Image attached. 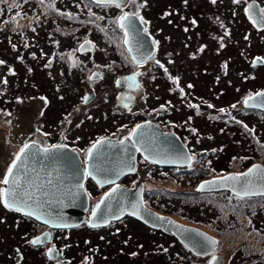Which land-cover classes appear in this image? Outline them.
Masks as SVG:
<instances>
[{"label":"rangeland","instance_id":"1","mask_svg":"<svg viewBox=\"0 0 264 264\" xmlns=\"http://www.w3.org/2000/svg\"><path fill=\"white\" fill-rule=\"evenodd\" d=\"M256 1L263 9L256 11L250 0H126L119 8L107 9L90 0H0V175L17 145L40 133L47 116L48 128L56 131L59 125L53 123L64 114L60 138L86 157L97 138L128 135L145 113L154 116L161 101L178 103L174 119L185 124L186 115L194 112L191 103L203 96L211 107L200 110L202 117L194 112L195 126L204 134L193 147L206 148L198 164L168 169L139 159L137 170L122 183H142L145 203L157 212L213 232L224 264H264V197L198 191L202 179L264 159V143L243 158L245 163L232 157L248 150L244 143L236 146L238 134L249 138L257 131L264 138V114L248 116L243 110L254 109L242 101L264 86V64H252L255 53L264 56V0ZM127 10L137 13L147 32L159 38L158 57L168 62L163 71L170 78L171 70L175 83L170 102L165 79L160 87L155 85L154 76L160 73L156 58L137 63L123 44L118 20ZM247 12L256 13V24ZM84 39L92 49L78 50ZM130 74L139 85L127 93L115 81ZM218 79L220 84H212ZM87 89L97 95L89 106L82 102ZM220 90L222 96L213 95ZM47 98L51 101L44 109ZM78 98L79 113L69 115ZM236 117L248 124L237 123ZM167 121L163 126H176ZM86 188L91 199L88 217L107 188L92 180ZM16 216L0 205V264H208L212 256H196L173 234L150 229L129 215L92 229L87 220L79 227L51 229L56 236L51 242L32 246L31 239L49 227L28 215ZM50 246L59 248L57 258L47 256Z\"/></svg>","mask_w":264,"mask_h":264},{"label":"water","instance_id":"2","mask_svg":"<svg viewBox=\"0 0 264 264\" xmlns=\"http://www.w3.org/2000/svg\"><path fill=\"white\" fill-rule=\"evenodd\" d=\"M125 13L129 14V20L124 22L125 27H121L118 20L119 27L124 30L123 42L136 62H145L154 51L153 38L145 30L139 15ZM90 47L91 44L85 40L79 49ZM261 94L264 91L246 97L245 105L264 109V95ZM94 96L95 93L88 92L83 100L88 102ZM138 154L163 166L188 165L191 162V154L178 134L164 130L150 118L138 121L131 132L122 138H97L90 145L85 160L77 149L69 145L41 146L31 140L15 156L9 169L11 175L7 172L9 183L4 184L3 193L8 195L3 196V201L7 200L13 208L30 213L31 217L51 228L75 227L86 218L90 196L85 183L87 178H91L98 186L109 187L86 218L90 226L106 225L110 220L129 213L150 227L174 234L197 255L211 253L215 242L213 235L149 207L143 198L142 183L128 186L121 182L135 171ZM223 188L239 195L264 194V165L255 162L241 172L229 171L198 182L199 192ZM50 237V231L46 229L31 241L39 238V244H42ZM53 250L54 247H49L47 254L52 256ZM209 264H223L221 254L216 253Z\"/></svg>","mask_w":264,"mask_h":264},{"label":"flooded vegetation","instance_id":"3","mask_svg":"<svg viewBox=\"0 0 264 264\" xmlns=\"http://www.w3.org/2000/svg\"><path fill=\"white\" fill-rule=\"evenodd\" d=\"M90 1H92L93 2V4L94 5H96V6H103V7H105V8H103V9H107L108 7H114L115 6V3H111V4H109V3H105V2H97V1H95V0H90ZM126 3V0H124L123 1V3L121 4V5H123V4H125ZM256 11L257 10H259L257 7H256V9H255ZM125 12H133V11H130V10H127V11H125ZM124 13V12H123ZM123 13H121V14H123ZM120 14V15H121ZM137 14V13H136ZM138 15V14H137ZM248 16H250L251 18H252V20L254 21V22H257V15H256V13H251V12H248ZM145 25V24H144ZM145 29H146V25H145ZM123 30V29H122ZM124 32V31H123ZM85 40V39H84ZM83 40V41H84ZM153 40H154V45H155V48H154V52H153V54L149 57V58H151V57H155L156 58V60H157V62H158V64H157V66L159 67V71H160V73H158V74H155V76H154V79H155V85L157 86V87H160V82H161V80H164L165 79V86H164V89H168L169 90V93H170V96H167V98L169 99V102L171 101V98H172V85H175V83H173V81H172V78L171 77H173V75L171 74V70H170V78H168L167 77V75H166V72L165 71H163V66L164 65H167V61H165L164 59H161L160 57H158V53L160 52V50H159V38H153ZM88 41V40H87ZM91 44V43H90ZM93 48V45H91V47L90 48H87L86 50H90V49H92ZM78 50H82V49H79V47H78ZM86 50H84V51H86ZM153 57V60L155 59ZM148 58V59H149ZM256 58V59H255ZM148 59L145 61V62H147L148 61ZM145 62H143V63H145ZM235 62H236V60H235ZM143 63H141V64H143ZM248 63H249V66H250V60L248 59ZM261 63H263L264 64V56L262 55V54H259V53H255L254 54V57H253V60H252V64L253 65H258V64H261ZM227 66H228V64H227ZM207 73H208V70L206 69L205 70ZM165 72V73H164ZM262 76H264V74H262L260 77H262ZM117 81H115V83H116V85H118V86H121V87H123V88H125V90H126V92L127 93H130L131 91H135L136 90V86H138L139 85V83H138V81L132 76V74H130L129 76H127V77H124V78H121V80L120 79H116ZM213 81V84H220L222 81H220L219 79L218 80H211V82ZM209 84H210V82H209ZM236 86H238V84H236ZM54 87L56 88L57 87V85L55 84V81H54ZM257 90H264V86H261V87H258V88H255V89H253V91H257ZM1 93H0V95H2V90L0 91ZM86 92H89V89H87L86 91H85V93ZM91 93H95V91L94 92H92V91H90ZM225 92L223 91V90H220V91H214L213 92V95H217V97L218 96H222L223 94H224ZM227 94V93H226ZM251 94H253V93H250L249 95H246L245 97H247V96H250ZM64 95V94H63ZM80 96L82 95V94H79ZM156 95H158L159 96V94H156ZM6 97V96H5ZM96 97H97V95L95 96V98H93L92 100H90L88 103H85L87 106H89L91 103H93V101L94 100H96ZM244 97V98H245ZM244 98L242 99V101L244 102ZM80 100H82V98L81 99H79L78 98V100L76 101V102H73L72 101V106H70V109H69V111H68V114L69 115H73V113L76 115V113H79V111L80 110H78L77 111V109H79V107H77V106H75V103H77L78 105H81V103H80ZM51 100H49L48 98H47V100L45 101V107H44V109L47 107V103L48 102H50ZM199 101H200V103H199ZM83 102V101H82ZM213 103H215L214 101H213ZM220 103H222V102H220ZM220 103H215V104H220ZM191 106H192V108L194 109V112H195V114L196 115H198V116H200L201 115V117L202 116H204V114H203V111H200V110H203V109H206V111L208 110L207 108H208V106H209V104H208V100H204L203 99V96H202V100H199L198 99V101H196L195 103L193 102V105H192V103H191ZM245 106V105H244ZM175 107H179L178 106V103H174V102H172V103H170V106L167 104V103H165L164 101H161V102H159L158 104H156L155 105V111H154V116H152V115H150V114H148V113H145L144 114V116L142 117V118H140L139 119V121H141V120H144V119H146V118H148V117H150V119L151 120H155L156 122H158L159 124H160V126L164 129V130H169V131H173V132H175L176 134H178V136L186 143V145H187V147H188V149L190 150V152H191V154H192V162H191V164L195 167V165L196 164H198L197 163V161H196V159H197V157H198V155H200V154H202L203 152H205L206 150V148H204V147H201V148H194L193 147V143L195 142V141H201V137H202V135L204 134V132H199L198 131V128H197V126H195V122H194V112L193 111H189V114L188 115H186V118L183 120V121H186V123L185 124H181V123H178L175 119H174V116H175V114L173 115V112L174 113H176V111H175ZM236 107L238 108L239 106L238 105H236ZM234 108V107H233ZM245 108H247V109H249V108H251V109H254L253 111H248V110H243L244 112H245V114H248V116H251V112H253V114H256V113H263L264 114V110L263 109H261L260 107H257V106H254V107H250V106H245ZM47 109V108H46ZM182 110H183V108H181ZM45 111V110H44ZM43 111V112H44ZM76 111V112H75ZM46 112V111H45ZM152 112V111H151ZM66 114V113H65ZM262 115V114H261ZM63 116H64V114H62V115H60V116H58V121L57 122H54L53 123V126H55V127H58V125H59V128H56V131L55 130H52V129H50V128H48V127H50V122H49V119H48V116L46 117V119L47 120H45V125L43 126V129L40 131V133L38 132V130H37V133H39V134H37V133H32L31 135H30V137L28 138V139H26L25 141H23L20 145L18 144L17 145V148H16V150H14V153L11 155V157H10V160H9V163H8V165H7V167H6V169L4 170V172H3V175H0V188L2 189L3 188V183H2V181L4 180V178H5V176H6V173H7V171L9 170V168H10V166H11V164H12V162H13V160H14V158H15V156L17 155V153L19 152V149L21 148V146L24 144V143H26L27 141H35V142H38L41 146H48V145H52V144H66V145H69V146H72V145H70L69 143H67V141L66 140H64V138H60V136L62 135V136H64V132H65V129L62 127V119H64L63 118ZM166 120H169V121H167V122H174L175 124H176V126H163V125H165L166 123H165V121ZM217 120L220 122V118H217ZM244 121V124H248L245 120L246 119H242V118H236V122L237 123H241V121ZM205 123H208V119H206V121H205ZM176 129H178V130H176ZM179 130H181V132L186 136V138L188 139V140H190L189 141V143H191V146H192V149L195 151V152H193L191 149H190V146H189V144L184 140V137H183V135H182V133L179 131ZM55 132H56V137H55ZM200 134V135H199ZM239 135V137H238V139L236 138V140H235V143H236V146H241V144H245V146H243V149H247L248 148V150H250V152H248V150H247V152H240L238 155H234V156H232V157H239V162H241V161H243V163H245V160L243 159V158H249V155L252 153V150L254 149V147L256 148V147H260V145L261 144H263L264 143V138H261V137H259L260 135L257 133V131L255 132V134H251L250 136H249V138H246V135L247 134H245V133H243V134H238ZM79 137H80V135H78ZM74 140H76V138H74ZM20 146V147H19ZM72 147H74V146H72ZM140 159V156H138V160ZM147 161V160H146ZM196 161V162H195ZM147 162H149V163H151V164H153V162L152 161H147ZM255 162H259V163H261V164H263L264 165V159L262 158V157H260V159H252V160H250V162L249 163H246L244 166H241L240 167V169H238V171L237 170H235V169H229V170H225L226 172H229V171H234V172H241V171H243L244 169H246L249 165H251V164H253V163H255ZM155 164V163H154ZM242 165V164H241ZM157 167H159V168H162V167H167L168 169H172L173 167L174 168H183V169H185V167L186 166H162V165H157ZM225 172V173H226ZM224 174V173H223ZM220 176V175H219ZM210 177H216V176H210ZM210 177H208V178H210ZM125 180H126V178H124L123 179V181L125 182ZM203 180V179H202ZM227 191V190H226ZM1 192H2V190H1ZM229 193H231V194H235V193H232V191H228ZM235 197H237V198H245V197H260V198H263L264 197V195H260V194H258V195H252V196H240V195H236L235 194ZM1 203L3 204V205H5V203L3 202V199H2V196L0 197V205H1ZM10 208V207H9ZM4 210H5V212L7 213V214H18V216H16V217H22V218H25L26 217V215L25 214H23V213H21V211H17V210H15L14 208H10L9 210H7L6 208H3ZM254 214H257V212L255 211L254 212ZM129 217H131L132 218V216H130L129 215ZM258 217H260V216H257V218ZM255 219V218H254ZM251 221H252V219H251ZM256 220H254V222H255ZM110 224V223H109ZM108 224V225H109ZM193 225H196V226H198L197 224H193ZM89 226V225H88ZM90 227V226H89ZM199 227H201V226H199ZM92 228V227H91ZM148 228H150V227H148ZM201 228H203V227H201ZM152 229V228H151ZM204 230H206V228L204 227L203 228ZM154 230H156V229H154ZM207 232H209L208 230H206ZM51 232H52V230H51ZM163 232V231H162ZM164 233V232H163ZM209 233H213V232H209ZM214 235V237H215V247H214V250H213V253H217V252H219V251H216L217 250V237H216V235L215 234H213ZM56 236L53 234V232H52V239H51V241L53 240V238H55ZM177 238V237H176ZM178 239V238H177ZM50 241V242H51ZM46 245V244H45ZM50 247H53V246H50ZM56 248V247H55ZM57 249V251H58V255H59V248L57 247L56 248ZM48 250V249H47ZM212 253V254H213ZM211 254V255H212ZM208 256V255H207ZM221 258H222V261H223V264H224V260H223V257H222V255H221ZM59 263H62V262H59ZM63 264H65V263H63Z\"/></svg>","mask_w":264,"mask_h":264},{"label":"bare ground","instance_id":"4","mask_svg":"<svg viewBox=\"0 0 264 264\" xmlns=\"http://www.w3.org/2000/svg\"><path fill=\"white\" fill-rule=\"evenodd\" d=\"M95 1H97V0H95ZM99 2H104V1H99ZM89 42V41H88ZM84 50H86V49H84ZM81 51H83V50H81ZM98 74H97V72H95L94 73V75H93V77H95V76H97ZM91 93V92H90ZM95 96H96V94H95ZM95 96L93 97V98H95ZM92 98V99H93ZM91 99V100H92ZM90 101V100H89ZM88 101V102H89ZM88 102H84V100H83V103H88ZM148 118H150V117H148ZM79 152V151H78ZM80 153V152H79ZM81 154V153H80ZM82 156V155H81ZM82 158H83V160H85V157L84 156H82ZM191 160H192V155H191ZM181 166H186V165H181ZM127 176H129V175H127ZM127 176H125L124 178H126ZM123 178V179H124ZM123 179L121 180V182L123 181ZM88 180H92L91 178H87V180H86V183H87V181ZM93 181V180H92ZM94 182V181H93ZM86 183H85V189L87 190V188H86ZM97 185V184H96ZM100 187H102V188H108L107 186H100ZM229 191V189L228 188H223V189H218V190H213V192H215V191ZM231 191V190H230ZM88 192V191H87ZM143 192H144V188H143ZM205 192V191H204ZM200 193H203V192H200ZM232 193H235V192H233L232 191ZM236 194V193H235ZM236 195H239V194H236ZM255 195H258V194H255ZM260 195H264V194H260ZM89 196H90V194H89ZM240 196H252V195H240ZM143 198H144V194H143ZM144 200H145V198H144ZM90 206H91V199H90V205H89V208H90ZM89 208L87 209V211L89 210ZM19 211H21V210H19ZM21 212H23V211H21ZM24 214H26V215H28L27 213H25V212H23ZM127 215H130V216H132L131 214H129V213H125L122 217H120V218H118V219H113V220H110L106 225H108L111 221H116V220H119V219H122V218H124V216H127ZM170 215V214H169ZM31 219H34L35 221H37L35 218H33V217H31L30 215H28ZM172 216V215H171ZM133 217V216H132ZM173 217V216H172ZM86 218H87V212H86ZM86 218H85V220L80 224V225H78V226H75V227H79V226H81V225H83L84 223H85V221H86ZM134 219H136L135 217H133ZM175 219V218H174ZM136 220H138V219H136ZM138 221H140V220H138ZM37 222H39V221H37ZM141 222V221H140ZM39 223H41V222H39ZM141 223H143V222H141ZM43 224V223H42ZM144 224V223H143ZM46 225V224H45ZM89 225V224H88ZM106 225H101V226H106ZM145 226H147V227H150V226H148V225H146V224H144ZM191 225V224H190ZM90 226V225H89ZM101 226H95V227H93V226H90V227H92V228H96V227H101ZM49 227V226H48ZM69 228H72V227H67V228H51V227H49V231H50V235H51V237H50V239L49 240H47V241H45L44 243H42V244H34L35 246H42L43 244H46L47 242H50L51 241V239H52V232H51V229H55V230H58V229H69ZM150 228H152V229H156V230H161L160 228H153V227H150ZM161 231H163V230H161ZM164 232V231H163ZM164 233H166V232H164ZM166 234H168V233H166ZM179 240V239H178ZM180 241V240H179ZM181 242V241H180ZM182 243V242H181ZM183 244V243H182ZM184 245V244H183ZM186 246V245H185ZM187 247V246H186ZM188 248V247H187ZM189 249V248H188ZM190 250V249H189ZM192 251V250H191ZM192 253H194L193 251H192ZM195 254V253H194ZM196 256H199V257H202L203 255H197V254H195ZM47 256L48 257H50V258H57L58 257V251H57V249L54 247V250H53V255L52 256H50V255H48L47 254ZM63 264V263H62Z\"/></svg>","mask_w":264,"mask_h":264},{"label":"snow or ice","instance_id":"5","mask_svg":"<svg viewBox=\"0 0 264 264\" xmlns=\"http://www.w3.org/2000/svg\"><path fill=\"white\" fill-rule=\"evenodd\" d=\"M97 2H99V0H97ZM213 2H214V0H213ZM105 3H109V4L115 3V6L119 8V7H121V4L123 3V0H105ZM119 19H120V22H121V27H125V23L124 22L129 20V14L125 13ZM193 23H194V21H193ZM0 63H2V62H0ZM261 95H264V94H261ZM209 107H211V105H209ZM221 111H223V110H221ZM25 147H27V145H25ZM13 166H15V165H13ZM251 172H252V169L249 170V173H251ZM9 175H11V170H9ZM245 175H247V173ZM2 183L8 184L9 183L8 178L5 177V179L2 181ZM6 195H8V194L0 192V196H6ZM4 203H5V207H13V205H10L7 200H5ZM15 210L19 211L20 209L16 208ZM28 214L30 215V213H28ZM40 242L41 241H40L39 238H37L36 240L32 241L33 244H39Z\"/></svg>","mask_w":264,"mask_h":264},{"label":"trees","instance_id":"6","mask_svg":"<svg viewBox=\"0 0 264 264\" xmlns=\"http://www.w3.org/2000/svg\"><path fill=\"white\" fill-rule=\"evenodd\" d=\"M92 2V1H91ZM93 3V2H92ZM213 84V83H212ZM2 90V89H1ZM1 93V92H0ZM127 178V177H126ZM215 192H217V191H215ZM203 193H205V192H203ZM199 194H201V193H199ZM232 195H234V194H232ZM235 196V195H234ZM145 200H148V198L147 197H145ZM1 206L3 207V208H6L7 210H9L10 208L9 207H5V205H3L2 203H1ZM153 207V206H152ZM200 207H202L203 208V204L200 206ZM153 208H155L156 209V207H153ZM214 209L211 207V211H213ZM124 217H126V216H124ZM20 218H22V217H20ZM25 218H29L28 216H26ZM29 219H31V218H29ZM31 220H33V219H31ZM121 219H119V220H116V221H111L110 223H114V222H117V221H120ZM88 228L89 229H92L91 227H89L88 226ZM151 229V228H150ZM120 231H121V229H120ZM129 233H131V232H129ZM171 238H172V242H176V240H175V238L174 237H172V235L170 236ZM177 239V238H176ZM152 240H154V241H157V238H152ZM178 240V239H177ZM89 242H90V240H88ZM79 243V242H78ZM86 243H88V242H86ZM32 244V243H31ZM78 245V244H77ZM86 245V244H85ZM32 246H33V244H32ZM35 246V245H34Z\"/></svg>","mask_w":264,"mask_h":264}]
</instances>
